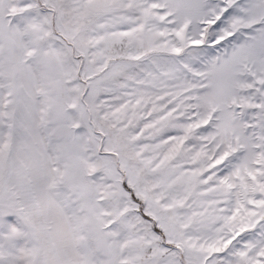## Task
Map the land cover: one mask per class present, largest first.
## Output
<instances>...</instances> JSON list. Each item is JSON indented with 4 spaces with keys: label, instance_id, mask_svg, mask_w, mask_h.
Instances as JSON below:
<instances>
[{
    "label": "snow or ice",
    "instance_id": "6c2138e0",
    "mask_svg": "<svg viewBox=\"0 0 264 264\" xmlns=\"http://www.w3.org/2000/svg\"><path fill=\"white\" fill-rule=\"evenodd\" d=\"M0 264H264V0H0Z\"/></svg>",
    "mask_w": 264,
    "mask_h": 264
},
{
    "label": "rangeland",
    "instance_id": "374dc122",
    "mask_svg": "<svg viewBox=\"0 0 264 264\" xmlns=\"http://www.w3.org/2000/svg\"><path fill=\"white\" fill-rule=\"evenodd\" d=\"M8 219L11 221L13 218L12 217H9Z\"/></svg>",
    "mask_w": 264,
    "mask_h": 264
}]
</instances>
